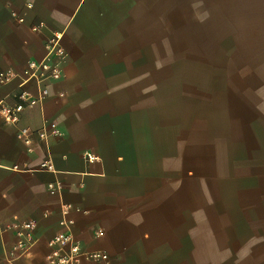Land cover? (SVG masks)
Here are the masks:
<instances>
[{
  "label": "crops",
  "instance_id": "1",
  "mask_svg": "<svg viewBox=\"0 0 264 264\" xmlns=\"http://www.w3.org/2000/svg\"><path fill=\"white\" fill-rule=\"evenodd\" d=\"M167 4L0 0V68L16 74L0 86V101L15 105L21 90L37 96L34 83L21 87L23 71L29 61L45 58L53 32L62 33L67 53L61 79L44 84L48 95L40 103L26 108L14 125L0 116V264L10 255L13 264H49L47 242L61 232L85 252H105L109 264H183V218L170 214L167 179L162 182L145 145L152 135L146 107L153 14ZM239 4L242 14L251 15L248 26L256 25L258 46L264 48V0ZM40 24L39 32L32 30ZM260 74L264 77V64ZM44 119L57 125L59 137H49L47 145L35 134L29 144L17 138L21 128L36 131ZM85 153L97 159L89 162ZM47 157L53 172L39 168ZM56 182L60 192L50 194L48 184ZM66 205L68 231L60 223ZM24 222L35 225L25 253L16 249L10 228Z\"/></svg>",
  "mask_w": 264,
  "mask_h": 264
},
{
  "label": "rangeland",
  "instance_id": "2",
  "mask_svg": "<svg viewBox=\"0 0 264 264\" xmlns=\"http://www.w3.org/2000/svg\"><path fill=\"white\" fill-rule=\"evenodd\" d=\"M239 2L153 14L146 155L183 218V264H264V48Z\"/></svg>",
  "mask_w": 264,
  "mask_h": 264
},
{
  "label": "built area",
  "instance_id": "3",
  "mask_svg": "<svg viewBox=\"0 0 264 264\" xmlns=\"http://www.w3.org/2000/svg\"><path fill=\"white\" fill-rule=\"evenodd\" d=\"M19 22H23L22 19H18ZM42 24L32 28L33 31L39 32ZM62 33L53 32L46 41V56L41 61H29L26 68L23 71V79L21 87L29 83H34L37 86V96H32L26 90H21L15 95L17 103L15 105H8L4 101H0V116L7 124L14 125L18 122L20 114L29 107H32L40 103L47 95L48 90L44 86L45 83L50 81H57L62 77L61 66L67 57V53L61 45ZM16 78V74L11 70H4L0 68V86L10 82ZM36 135L45 145H47L49 137H59L61 131L54 122H49L44 119L41 127L36 131H31L28 128H21L17 133V138L24 143L29 144L32 135ZM87 161L92 162L97 158L90 153H85ZM40 169L53 172L54 168L49 157H47L39 166ZM59 183L48 184V191L50 194H58L60 192ZM71 206L66 205L62 207L61 225L64 230H69L71 221L66 217ZM35 225L33 222L13 223L10 225L16 236L18 242L16 245L17 250L25 253L28 249V241L31 238L32 231ZM97 235L101 234V231L96 232ZM47 246L50 249L47 255V261L49 264H78L81 260L102 262L103 264H109L108 255L105 252H85L83 251L73 237L66 233L61 232L52 237ZM14 256L10 255L7 264H13Z\"/></svg>",
  "mask_w": 264,
  "mask_h": 264
}]
</instances>
